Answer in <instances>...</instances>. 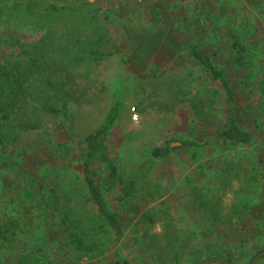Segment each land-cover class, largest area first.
Masks as SVG:
<instances>
[{"label":"rangeland","instance_id":"1","mask_svg":"<svg viewBox=\"0 0 264 264\" xmlns=\"http://www.w3.org/2000/svg\"><path fill=\"white\" fill-rule=\"evenodd\" d=\"M88 1L102 9L106 30L96 47L108 55L98 64L63 67L62 57L42 50L45 31L35 21L19 25L4 11L0 76L10 83L18 63L29 78L8 120L0 119V264L41 256L51 264H200L214 257L249 264L264 250V0ZM210 3L226 7L225 16L210 15ZM237 36L246 48L242 63L232 47ZM53 38L55 46L68 43L61 27ZM187 43L224 71L254 144L216 138L229 106ZM37 44L40 58L31 50ZM46 78L59 83L58 92ZM115 106L92 170L122 224L118 244L95 219L82 173L84 138ZM166 140L170 155L153 157L150 149ZM217 201L225 215L218 222L211 216Z\"/></svg>","mask_w":264,"mask_h":264},{"label":"trees","instance_id":"2","mask_svg":"<svg viewBox=\"0 0 264 264\" xmlns=\"http://www.w3.org/2000/svg\"><path fill=\"white\" fill-rule=\"evenodd\" d=\"M58 2L65 3L64 6L58 5ZM227 8L210 3L208 6V13L212 16L219 18L225 16V10ZM4 11L10 13L8 21H18L19 25L23 21L24 25H28L31 21H35L34 27H37L40 31H45L43 39L40 40L41 44L46 46V50L42 49V45L37 44L31 48L36 58H40V49L56 53L63 58V67L69 64H85V62H93L98 64L102 59L107 57L108 54L103 53L96 47L103 44L106 41V30L99 24V17L102 13V9L96 8L88 0H0V23L2 18L6 17ZM106 16H111L109 11L105 12ZM35 18H38L35 20ZM61 27L64 33L65 45L54 44V30ZM92 38H94L92 40ZM239 36L233 40L232 47L236 51V61L242 63L244 59L245 46L241 44ZM85 42V44H84ZM89 42L92 44L90 45ZM185 48L189 52L192 59H194L205 71L211 76L214 81H218L225 94L227 104L229 106V118L228 124L217 135L216 138L224 139L229 145H247L254 144L255 140L250 131L241 127L238 119V108L235 101V91L228 81L224 71L216 66L212 58L202 50V48L193 43H187ZM54 62V57H53ZM53 62H46V66L53 65ZM31 65H36V60H31ZM14 71H10V78L12 81L6 80L4 76H0V119L3 121L8 120L9 113L13 111L22 96V92H25V81L29 77L22 73V65L15 64ZM40 71V70H39ZM53 78V77H51ZM51 78L47 79L46 86L53 92H58L59 83ZM44 109L54 112V109ZM116 106L106 116L105 124L87 134L84 138L86 148L82 154V173L86 191L89 194V200L95 207V219L105 226L106 233L112 232L113 240L115 244H118L123 236V227L114 211H112L104 198L101 187L95 180L92 166L102 150L101 139L106 135L109 128L114 124L118 115ZM172 140H166L164 145L156 146L150 149V154L156 158H166L173 151L171 145ZM182 146H206L207 142L197 144L194 141L182 140ZM199 146V147H200ZM101 150V151H100ZM105 161H109L106 154L103 153ZM112 169L111 175H116L117 168L110 162ZM197 196L200 195V191L196 189ZM201 196V195H200ZM199 196V197H200ZM245 203L243 207H248L250 204L249 199H243ZM202 206V202H199ZM217 201L213 204L211 210V216L214 221H221L225 215L218 211ZM239 213H241L239 211ZM240 220V218L238 219ZM66 221V219H65ZM225 221V220H224ZM220 223V222H219ZM174 233L175 232H171ZM78 246L84 245V238L80 234H75ZM86 249V248H83ZM19 264H51L44 256L40 258H34L31 262L20 260Z\"/></svg>","mask_w":264,"mask_h":264},{"label":"water","instance_id":"3","mask_svg":"<svg viewBox=\"0 0 264 264\" xmlns=\"http://www.w3.org/2000/svg\"><path fill=\"white\" fill-rule=\"evenodd\" d=\"M262 257H264V250L258 252L249 264H257ZM200 264H234V263L224 258L214 257L204 260Z\"/></svg>","mask_w":264,"mask_h":264},{"label":"built area","instance_id":"4","mask_svg":"<svg viewBox=\"0 0 264 264\" xmlns=\"http://www.w3.org/2000/svg\"><path fill=\"white\" fill-rule=\"evenodd\" d=\"M131 118H132V120L134 122H137L138 116H137L136 108L135 107L132 108V117Z\"/></svg>","mask_w":264,"mask_h":264}]
</instances>
